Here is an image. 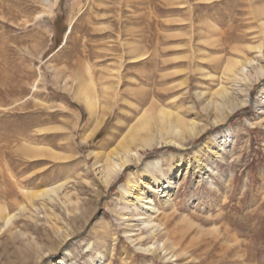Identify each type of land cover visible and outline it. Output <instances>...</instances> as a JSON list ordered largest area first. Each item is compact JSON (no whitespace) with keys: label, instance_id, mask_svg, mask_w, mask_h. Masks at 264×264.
Wrapping results in <instances>:
<instances>
[{"label":"rangeland","instance_id":"374dc122","mask_svg":"<svg viewBox=\"0 0 264 264\" xmlns=\"http://www.w3.org/2000/svg\"><path fill=\"white\" fill-rule=\"evenodd\" d=\"M258 67L264 0H0V264L51 245L67 264H264ZM234 87L250 103L186 149L163 146L174 134L142 146V116L154 131L160 109L200 126ZM126 134L139 160L105 186L104 154ZM154 159L145 175L170 199L151 189L155 211L137 221L125 189Z\"/></svg>","mask_w":264,"mask_h":264},{"label":"bare ground","instance_id":"6f19581e","mask_svg":"<svg viewBox=\"0 0 264 264\" xmlns=\"http://www.w3.org/2000/svg\"><path fill=\"white\" fill-rule=\"evenodd\" d=\"M69 32L70 31H68V33ZM67 35H66V37H67ZM233 65H235V64H233ZM233 65H231L229 68L231 69ZM241 66L242 65H240V67ZM256 72H257V75L260 78L264 77V69L263 68L258 67ZM235 89H233L234 91L232 90L230 92V94L227 96V100L229 102H231V105L228 107V109L225 110V108H224L222 110L220 109L221 111L218 112V113L214 112L215 114L213 115V117H209V119L205 123L201 124L200 126H198V123L195 122L194 120H178V121H176L174 119L176 117L174 116V114L172 112H169V111L164 110V109H160V110H158V113H157L158 117H161L160 120L163 121V124H166L167 128L165 129V127H160L159 126V127H157V131H154L152 129H149V127H147L149 124H151V121H148L144 116H142V118L140 119L139 123L135 127L139 126L141 128V130L142 129L144 130L146 128L147 130L145 129V132L149 133V134H152V135H148L149 137H147L144 140V145H142V146H149L150 143L149 142H145V141H147L149 139L150 142H151V139L153 137H155L153 139H155L157 141V143H161L162 144L163 136L174 134V136H173L174 139L172 138V139H169V140H164L163 146L166 145V146H171V147H178V148H180L182 150L186 149L185 146H186L187 142L192 141L193 138H197V136L199 134H201L203 131L209 129V127L211 128V127L221 126L222 121H224L225 119H228L229 116L234 112V110H237V109H240L242 107H245V106L248 105V103H250V101L248 99L249 95H247V92H245L244 89H241V88L237 89V87ZM261 90H262V88L260 89V92H261ZM240 93H241V95H238ZM217 94H220V91H217ZM262 94H264V92H262ZM86 99H87V103L89 105L90 112L93 114V111L91 110V109L94 108L93 99L90 96H88V95H87ZM206 108L208 109L209 107H206ZM206 108H204L203 110H206ZM217 109L219 110V107H217ZM94 112H95V110H94ZM144 123H147V124H144ZM136 130L137 129L135 128V131ZM132 134H133V132H131V135ZM157 134H158V136H157ZM129 135H128V137H129ZM216 135H218L217 136L218 138L219 137H221V138L224 137L220 133L214 134V136H216ZM86 137H87V135H84V136H82V139H85ZM205 144H206V142H205ZM205 144L203 143V148L207 147L208 150L212 148V146H205ZM175 145H177V146H175ZM201 148L202 147H199L198 150L199 149L201 150ZM130 153H131V150L129 149V147L127 145V134H126L122 138V140H120L118 142L117 147L113 148L111 151H109V153L104 154V157L106 155L105 166L101 170V179L100 180H102V182L105 184V186H108V185L112 184V182L116 179V177L118 175V172L121 171L122 169H124L125 167H127V163H129L130 161L137 162L139 160V154H138L137 157H135L133 159L132 155ZM169 157L176 161V167L179 168V166L182 165L181 163H182L184 154L181 153V152H179L177 154H174L173 152H171V153H169ZM198 157H199V155H198ZM204 165L205 164H204L202 159H197L196 163H195V170L196 169H202L204 167ZM150 166L155 171L159 170V168H160L159 160L158 159H154L151 162L145 163L144 167L140 170V174H141L142 178H139L138 181H134V180L129 181L130 183L133 182V185H131L129 183V185H131V186L128 185V187H130V188L133 187V189H131L130 191L125 189V192L127 193V195L128 196H129V194L131 195V198H128L127 200H126V198H127V195H126L125 200L127 201V205H134L136 210H137V208L140 209V211L137 214L138 215V217L136 218L137 221H138V219H142V218L139 217V216H142V215H146L145 217L143 216V219H148L147 216L151 217L150 213H154V211H155L154 210L155 209L154 208V203H152L153 199L150 197V195H151L150 190L151 189L155 188L154 191H152V193L155 192L156 194H158V193L161 194L160 195L161 197H166L165 200H169L170 199V195H171V194H169V192H170L169 189L170 188L168 189L169 192L167 190H165V188H167V184H165V180H163L162 182H157V185H156L155 183H152V181L149 179L150 174L149 175H145L146 174L145 171L147 173H150V171L148 170V167H150ZM173 178H175V177H173ZM140 185L142 187L138 188V190L136 191V188L139 187ZM145 188L147 189L146 191H145ZM134 191H136V192H134ZM127 214H128L127 212L126 213H122V214H120V216H122L124 220L125 219L127 220L128 219L127 218ZM129 216H130V214H129ZM131 219H132V217H131ZM132 225H137V224H132ZM151 228H153V226H151ZM141 229L142 228H139L138 230H141ZM157 247H158L157 245L154 246V244H150L144 249L158 251ZM46 248L47 249H45L43 252H38V255L36 257H33V255L31 254V250H29L27 248L25 250H22L21 253L19 254V257H18L19 264H29V263H31V264H39L40 261L45 256L48 257L47 264H67L64 261L63 257L53 258V256L56 255L57 251L59 250V247H55L54 245H51L50 247H46ZM163 250L164 249L162 248V251ZM165 252H166V250H165Z\"/></svg>","mask_w":264,"mask_h":264}]
</instances>
